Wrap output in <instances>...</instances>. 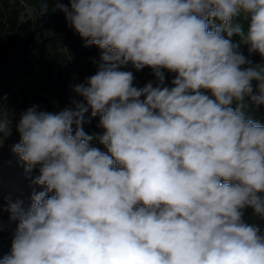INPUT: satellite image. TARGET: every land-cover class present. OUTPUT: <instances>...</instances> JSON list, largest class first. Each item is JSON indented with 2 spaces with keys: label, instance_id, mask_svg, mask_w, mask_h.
Here are the masks:
<instances>
[{
  "label": "clouds",
  "instance_id": "9594fccd",
  "mask_svg": "<svg viewBox=\"0 0 264 264\" xmlns=\"http://www.w3.org/2000/svg\"><path fill=\"white\" fill-rule=\"evenodd\" d=\"M55 2L101 55L74 108L33 105L15 126L43 190L0 207L16 222L0 264H264L244 221L264 219V124L244 111L264 103V0ZM129 67L155 81L134 86ZM89 111L103 134L84 131ZM11 134L0 103V147Z\"/></svg>",
  "mask_w": 264,
  "mask_h": 264
},
{
  "label": "trees",
  "instance_id": "16d2710c",
  "mask_svg": "<svg viewBox=\"0 0 264 264\" xmlns=\"http://www.w3.org/2000/svg\"><path fill=\"white\" fill-rule=\"evenodd\" d=\"M60 2L70 6L68 0ZM44 3L45 0H0V91L12 95L25 109L35 105L38 110L55 113L74 108V100L82 101L73 88L85 84L96 73L95 62L101 50L95 45L85 46L86 41L68 26L55 0L42 13ZM242 22L247 29V21ZM249 58L254 64L262 62L259 54ZM127 70L133 71L136 87L155 81L148 67L139 72L130 67ZM174 75L165 70L166 83L170 84ZM253 86V94L258 95ZM245 103L247 115L261 117L264 124V103L257 104L250 98ZM99 120L89 111L84 131L102 134Z\"/></svg>",
  "mask_w": 264,
  "mask_h": 264
},
{
  "label": "rangeland",
  "instance_id": "374dc122",
  "mask_svg": "<svg viewBox=\"0 0 264 264\" xmlns=\"http://www.w3.org/2000/svg\"><path fill=\"white\" fill-rule=\"evenodd\" d=\"M241 50L245 56H249L246 46H242ZM251 55H258V53ZM253 85H256V82H253ZM0 103H2L5 113L12 120V134L0 147V207L6 209L9 202H15L18 199L23 201L25 207H29L32 192L43 190L42 186L32 184V180L39 175V166L34 168L31 173L26 172L24 163L12 151V146L18 143L20 139L15 126L21 114L27 109L23 108L12 95H6L2 91H0ZM245 113L247 115L249 112L245 111ZM247 116L262 124L261 117H255L252 114ZM87 134L91 135L92 133ZM92 145L106 151L98 140H93ZM244 221L248 224L258 225L264 234V219L256 215L251 208L245 210ZM15 229L16 222L9 220V213L6 210L0 211V258L10 255Z\"/></svg>",
  "mask_w": 264,
  "mask_h": 264
}]
</instances>
